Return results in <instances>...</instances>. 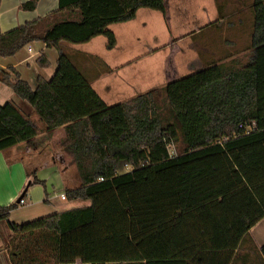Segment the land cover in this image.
<instances>
[{
	"label": "trees",
	"instance_id": "obj_1",
	"mask_svg": "<svg viewBox=\"0 0 264 264\" xmlns=\"http://www.w3.org/2000/svg\"><path fill=\"white\" fill-rule=\"evenodd\" d=\"M139 9L164 13V2L58 0L48 15L0 31L2 58L34 42L57 52L54 74L38 77L34 90L13 68L0 72L42 126L14 104L0 105V152L61 129L79 181L65 198L90 202L13 223L9 214L26 188L41 184L36 170L27 172L17 201L0 206L11 264H231L264 218V0L251 6L248 60L208 64L169 82L162 89L168 115L152 93L106 105L63 52L99 36L112 49L107 28ZM36 63L50 67L42 55ZM257 253L264 263V246Z\"/></svg>",
	"mask_w": 264,
	"mask_h": 264
},
{
	"label": "rangeland",
	"instance_id": "obj_2",
	"mask_svg": "<svg viewBox=\"0 0 264 264\" xmlns=\"http://www.w3.org/2000/svg\"><path fill=\"white\" fill-rule=\"evenodd\" d=\"M163 2L164 13L139 9L131 21L110 25L107 30L116 36V44L112 49L106 48L107 41L103 36L82 45L67 44L63 49L64 54L89 79L105 68L111 69V73L101 76L92 84L94 91L107 105L152 93L162 105L163 114L168 115L162 89L169 82L193 72L188 60L195 58L196 53L202 51V46L212 45L216 43L215 41L228 43L236 39L237 50L247 51V42L253 26L251 10L253 0H163ZM214 13L225 19L219 24L214 23ZM197 24L202 27L210 24L213 35L211 30H206L191 40L185 39L184 35L190 32L191 26ZM54 54L57 58V52ZM247 56L245 53L236 61L244 63ZM55 63L56 60L50 63L51 75L54 74ZM30 117L35 120L38 128H42L36 117L32 114ZM43 134L42 130L38 137L42 138ZM59 141L54 140L52 143L50 153L53 156L59 148L60 152L62 150L58 147ZM43 144L38 151L43 149ZM181 149V144L169 148L174 154H178ZM33 155L34 157H30L36 159L34 153ZM66 159V164L70 162L73 164L72 156L71 159L68 157ZM3 224L6 226L4 222Z\"/></svg>",
	"mask_w": 264,
	"mask_h": 264
},
{
	"label": "crops",
	"instance_id": "obj_3",
	"mask_svg": "<svg viewBox=\"0 0 264 264\" xmlns=\"http://www.w3.org/2000/svg\"><path fill=\"white\" fill-rule=\"evenodd\" d=\"M28 1L30 0H0V31L2 33L44 17L55 11L58 5V0H38L35 10L30 12L20 10V6ZM213 16V22L216 24L225 19L218 17L217 13H214ZM210 24L204 27L199 24L191 26L190 32L184 35L185 39L191 40L206 30L212 32L213 28H210ZM250 40L251 37L248 38L246 48H249ZM174 42L171 44L173 45ZM215 42L212 45L205 44L202 46V51L196 53L195 58L192 57L188 60V65L192 66L193 72L203 69L208 64H226L236 61L239 56H244L245 53L248 54L246 58L248 60L250 51L248 49L245 52L237 50L236 39L230 40L228 43ZM54 51V49H47L41 42L31 43L11 57H0V72H6L9 68H13L19 77L34 90L38 77L49 80L52 76L50 67L42 69L37 66V57L44 56L50 64L51 61L57 59L54 54L56 51ZM103 63L106 64L104 61ZM109 73H111V69L107 68L102 72L95 73L92 79L88 78L90 86L92 87L93 82L100 79L101 76ZM10 77L13 78V75L10 74ZM7 102L14 104L25 115L32 114V109L26 102L20 100L10 88L0 83V105ZM54 140H60L58 147H61L62 153L59 148V151L53 156L50 152ZM41 144L44 147L38 151ZM33 153L37 157L36 159L32 158L34 157ZM66 157L71 159V153L61 129L44 133L42 138L36 137L5 152H0V206H8L17 201L31 180L27 177V172L36 170V179L41 182V184L30 185L26 188L23 203H20L16 210L10 212L9 221L24 224L55 213L90 205L89 201H69L67 199L61 201L59 199V194H64L66 189L79 186L75 168L73 164H70L71 162L66 164ZM9 235L7 227L3 221H0V264H11L5 247ZM262 246H264V218L251 228L249 239L241 249L235 251L231 264H264L257 253V250Z\"/></svg>",
	"mask_w": 264,
	"mask_h": 264
},
{
	"label": "built area",
	"instance_id": "obj_4",
	"mask_svg": "<svg viewBox=\"0 0 264 264\" xmlns=\"http://www.w3.org/2000/svg\"><path fill=\"white\" fill-rule=\"evenodd\" d=\"M168 151H169V155L172 157V156H174L175 154L173 153V152H171L169 149H168ZM129 170V167L127 166V165H125V167L123 168V172H127ZM59 199L61 200V201H65L66 200V198H65V194H59ZM20 203L22 204L23 203V201H20Z\"/></svg>",
	"mask_w": 264,
	"mask_h": 264
}]
</instances>
